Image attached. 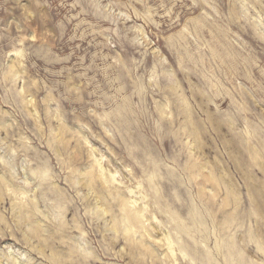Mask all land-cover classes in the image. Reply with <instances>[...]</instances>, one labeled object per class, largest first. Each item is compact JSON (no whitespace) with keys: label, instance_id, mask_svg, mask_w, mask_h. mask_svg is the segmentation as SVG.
Instances as JSON below:
<instances>
[{"label":"rangeland","instance_id":"rangeland-1","mask_svg":"<svg viewBox=\"0 0 264 264\" xmlns=\"http://www.w3.org/2000/svg\"><path fill=\"white\" fill-rule=\"evenodd\" d=\"M0 238L264 264V0H0Z\"/></svg>","mask_w":264,"mask_h":264},{"label":"bare ground","instance_id":"bare-ground-1","mask_svg":"<svg viewBox=\"0 0 264 264\" xmlns=\"http://www.w3.org/2000/svg\"><path fill=\"white\" fill-rule=\"evenodd\" d=\"M89 182H90V181H89ZM89 182H88V183H89ZM1 220H2V218H1ZM0 241H2V239H1V238H0ZM0 264H2V263H1V261H0Z\"/></svg>","mask_w":264,"mask_h":264}]
</instances>
